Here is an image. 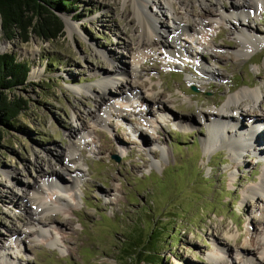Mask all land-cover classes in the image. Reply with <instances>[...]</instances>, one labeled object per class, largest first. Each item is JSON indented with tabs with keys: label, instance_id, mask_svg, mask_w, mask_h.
<instances>
[{
	"label": "rangeland",
	"instance_id": "rangeland-1",
	"mask_svg": "<svg viewBox=\"0 0 264 264\" xmlns=\"http://www.w3.org/2000/svg\"><path fill=\"white\" fill-rule=\"evenodd\" d=\"M71 1L59 14L63 34L54 41L32 36L28 43L8 42L0 27V54L28 60L36 74L9 94L25 100L26 109L7 128L0 121V264H147L139 262L145 253L133 259L124 253L135 252L126 248L132 238L150 251L153 264H222L214 258L245 264L244 251L264 264L257 250L264 202L244 198L247 188L260 183L264 142L260 138L258 151L242 152L239 160L222 142L206 149L208 123L199 115L219 110L242 89H259L264 97V43L240 57V42L220 21L208 43L220 58L190 46L206 68L221 74L213 79L199 72L194 59H169L160 47L135 50L141 28L129 0ZM217 1L229 8L244 0L174 3L192 21ZM147 13H155L151 3L146 12L151 26L172 32L166 16L157 26ZM65 19L75 28L72 34ZM245 24L264 40V2ZM110 78L124 88L110 85ZM252 105L241 107L249 110L244 124L264 110V101ZM180 118L187 126L176 123ZM143 119L156 129L148 130ZM254 127L264 137V124ZM136 130L153 145L143 143ZM74 133L84 143L76 153L78 181L61 193L58 212L39 210L37 222L46 230L41 237L33 223L27 227L23 205L31 203L22 192H34L51 168L60 169ZM61 173L65 185H72ZM51 192L43 193L53 201ZM236 248L240 256H234Z\"/></svg>",
	"mask_w": 264,
	"mask_h": 264
},
{
	"label": "bare ground",
	"instance_id": "bare-ground-1",
	"mask_svg": "<svg viewBox=\"0 0 264 264\" xmlns=\"http://www.w3.org/2000/svg\"><path fill=\"white\" fill-rule=\"evenodd\" d=\"M129 1L132 4H135L134 5V7L136 8L135 17L137 18L138 23L140 22V28H141L139 34L140 39L136 43L137 48L135 50L141 47H147L149 49L160 47V50H162L168 56L169 59H175V60H184L187 58L194 59V61L197 64V68L199 72L202 75L213 79H219L221 77V74L216 72L214 69L206 68L205 65H203L202 59L200 57L201 54L191 49L190 46L194 45L197 49L203 51L204 53L205 52L212 53L214 59L218 58L219 57L217 55L218 51L217 52L213 51L214 46L210 47L208 43L209 41L211 42L210 39L213 37L211 36L212 35L211 30L220 21L230 26L231 33L235 35L238 41L240 42L238 43V46L236 48V53L238 56L247 57L260 44L264 43V40L254 38L253 34H255L254 32L255 30H252V28L249 25L246 26L245 24V21H247V19H249L251 16L252 17L255 16V14H257V12L261 10L264 0H253L252 4L244 0L240 4L234 3L229 8L225 7L224 5H221L220 1H217L214 5L211 6L213 10L208 8V11H206L205 15L196 16L195 19H191L192 21H189L186 17L182 18V16L178 14L179 9L175 7V4L177 3L176 0H143L140 3H137V1L135 0H129ZM174 1L176 3H174ZM178 1L181 2V0ZM197 1L200 2L201 4H205L206 0H197ZM150 3L152 8L155 9V13L154 14L147 13V14H150L153 17V19L156 20L157 26L160 22L163 21L162 18L165 16L167 19L170 20L172 24V26H170L172 32L169 33L168 35H166L167 30L165 29L162 30L161 28L154 29L151 26V22H149L148 19L146 18L147 5ZM179 5L183 6V4H179ZM137 6L140 8V10L137 9ZM163 24L165 23L163 22L162 25ZM65 28L69 34L75 32V28L66 19H65ZM163 33L164 35H166V39H164V36H162ZM169 40L172 41V43L175 42L174 43L175 46L169 45ZM0 46L2 45L0 44ZM135 64L136 65L138 64L137 60L135 61ZM35 75L36 74L34 71L30 72L29 79H32L33 77H35ZM107 80L109 81L110 85L119 83L120 84L119 87L124 88L122 81L114 80L113 78ZM125 83H127V80L125 81ZM134 98L137 99V94H134ZM141 99H143V97H141ZM156 99L157 97L154 96L152 98L153 102ZM248 101L253 105H257L258 103H262L264 101V97L262 96V93L260 92L259 89H255V90L242 89L236 94L230 96L226 101V103L219 110H215V111L206 110L204 112L203 111L199 112L200 117L205 119L204 121L208 123L207 137L204 143L206 149H210L213 146L217 145L218 143L222 142L228 148L229 152H231V154L235 156L236 160L240 159V153L242 152L258 151V148L256 147H258L259 145L261 147V144L258 141L261 138L262 139L261 141L263 143L264 137H260L261 134L259 133V130L255 129L254 125L264 124V110L263 112H261L262 114L259 113L258 116L257 115L255 116L253 115V117L249 116L247 120L248 125L244 124L242 122L243 118L245 116H248L249 113L247 111L249 110H245L246 108L243 110L241 107H243V104H245ZM253 112L254 111H252V113ZM166 115L170 116L173 120L175 119L173 114L171 115L167 113L165 114V116ZM95 119L100 120V122L102 123L105 121V119L102 116H96ZM143 120L146 123L144 126L148 130L152 131L156 129L153 123L145 119ZM176 123L179 124L180 126H187L188 122L183 121L182 118H180V120L177 121ZM77 130L78 129L76 127L74 132H77ZM136 133H138L139 138L141 137L143 143H148L149 145H153V141H151L147 136H145L143 130H136ZM74 135L76 137V140H72L71 145L68 148V153H67L68 155L67 156L65 155L67 159L64 158L65 160L62 161L63 164L60 166V169L56 170L51 168L50 174L47 176V178L44 177L43 179H41V182L38 184L34 192L28 194L22 192V197L28 198V201L31 204L33 202L36 203L34 207L30 204V208L27 206V204L23 205L24 210L28 215L27 227H29L33 223L31 228H33L34 226L41 237L44 236V232H46V230L43 227V225H40V223L37 222L36 218L39 217L38 215L39 210L40 209L42 210V214L55 212V211L58 212L60 210V204H61L60 201L64 200L61 197V193H67L69 191H72L71 186H73V184H75L78 181L77 173L79 170L77 163L79 161V155H77L76 153L79 151V149L83 146L84 143L81 142V139L79 140L78 133H74ZM61 172L67 173L71 177L72 185L69 186L65 185V183L63 182V178H62L63 176L61 175L62 174ZM47 190H52L50 195L53 197V201L48 199L45 193H43L44 191ZM244 198H249V199L256 198L260 200V202L262 203L264 202V165L260 178V183L256 186L247 188ZM259 215H261L262 219L264 220L263 206L259 208ZM257 238H260V240L258 241V245H260V248L257 250H259V255L261 257L264 256V228L260 233L259 237ZM25 239L28 240L29 236H27ZM46 240H48V242H50V244L52 245L56 244L55 238L47 237ZM30 242L33 243V240ZM223 248L224 247H221V249L224 251L225 248L224 249ZM243 253L244 255H246V257L244 258V255H242L241 257L245 259V264H261V262H257L254 259H252L247 251H244ZM239 254L240 253L238 252V249L237 248L234 249V256H240ZM6 257L7 254L3 253L2 258L4 260H8ZM218 259H220L219 261H221L222 264H225L223 258H217V259L214 258L213 260L216 261Z\"/></svg>",
	"mask_w": 264,
	"mask_h": 264
},
{
	"label": "trees",
	"instance_id": "trees-1",
	"mask_svg": "<svg viewBox=\"0 0 264 264\" xmlns=\"http://www.w3.org/2000/svg\"><path fill=\"white\" fill-rule=\"evenodd\" d=\"M71 4V0H0L2 35L8 42L18 39L21 43H28L32 36L54 41L63 34L64 26L59 14L65 13ZM30 70L28 60L18 61L11 53L0 54V121L6 128L27 107L25 100L15 95L9 97V94L27 83ZM132 239L133 244H128L126 248L135 252L124 253L131 259L145 253L139 262L153 264L150 251L141 250L135 238Z\"/></svg>",
	"mask_w": 264,
	"mask_h": 264
},
{
	"label": "water",
	"instance_id": "water-1",
	"mask_svg": "<svg viewBox=\"0 0 264 264\" xmlns=\"http://www.w3.org/2000/svg\"><path fill=\"white\" fill-rule=\"evenodd\" d=\"M0 23H1V20H0ZM0 27H1V25H0ZM193 90H194V88H192Z\"/></svg>",
	"mask_w": 264,
	"mask_h": 264
}]
</instances>
